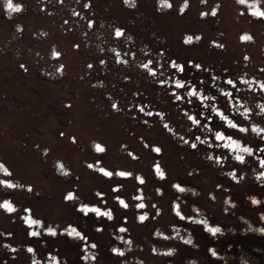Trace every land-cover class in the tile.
<instances>
[{
	"label": "rangeland",
	"instance_id": "rangeland-1",
	"mask_svg": "<svg viewBox=\"0 0 264 264\" xmlns=\"http://www.w3.org/2000/svg\"><path fill=\"white\" fill-rule=\"evenodd\" d=\"M5 2L0 0V163L9 173L0 171V179L16 187L0 185V201L14 205L11 213L0 207V264H49V252L61 264H264V133L252 130L264 129V17L248 11L264 10V0H13L19 10ZM116 28L123 30L120 37ZM149 61L155 75L143 67ZM172 61L185 71L178 74ZM176 78L203 89L210 103L247 129L228 128L216 116L213 144L214 131L222 130L255 151L240 162L226 149L196 141L210 136L208 121L196 126L188 119L203 102L177 101L169 83ZM229 78L231 85L224 83ZM179 91L186 94L187 87ZM233 170L235 179L227 175ZM68 191L74 200L64 199ZM173 202L194 221L180 219ZM79 203L111 209L113 218L85 215ZM143 213L146 219L138 220ZM24 215L42 221L31 226L39 236L28 235ZM205 220L221 231H208ZM69 223L89 237L95 259L82 260L85 242L60 233ZM47 226L57 235L43 233Z\"/></svg>",
	"mask_w": 264,
	"mask_h": 264
},
{
	"label": "snow or ice",
	"instance_id": "snow-or-ice-1",
	"mask_svg": "<svg viewBox=\"0 0 264 264\" xmlns=\"http://www.w3.org/2000/svg\"><path fill=\"white\" fill-rule=\"evenodd\" d=\"M125 2H127V0H125ZM161 3H167V0H160ZM240 3H246V0H240ZM4 7L7 9H16L19 10L22 8V5L19 3L14 4L13 0H6ZM87 7V5H86ZM181 11H183V8L181 9ZM248 11L251 13H254L257 16H261L264 17V10H261L259 7H250L248 8ZM213 14H215V9H213ZM201 15H205V13H201ZM89 23L91 24L92 22L89 21ZM122 29L121 28H116L115 30V36L116 37H120L122 35ZM129 39H131V37H129ZM192 38L189 37H185L186 41H190ZM213 43H215V41H213ZM100 51L102 53H105V55H107L108 53L105 52L104 49H100ZM110 52L115 53V59L117 62L120 61V53H119V49L113 48L110 49ZM99 63L101 65H103L105 63V60L101 59L99 61ZM188 63L191 65L192 61H188ZM151 64V61H149L148 64L143 65V67L147 68L148 71L150 73H152L153 75L156 74L155 69L149 67V65ZM92 65L90 64L89 67H91ZM170 67L174 70H176V72L178 74L183 73L185 71L184 65L183 64H178L175 61H172L170 64ZM195 67L197 69H199L201 67V65L196 64ZM216 79H220V78H216ZM160 84H165L164 80H160L159 81ZM171 85H174V87H172L171 91L173 93V95L175 96V99L177 101H181V100H185L187 104L191 105L193 103H195L196 101H200L203 102L200 105L201 110L198 111V113H192L188 115V119L193 123V125L196 126H203L204 121H208L209 122V126L205 128V131L208 132L210 134V136H204V137H200L197 136L196 137V141H202L204 144L209 145L210 147H215V148H223L228 150L229 152H231L233 154V157L235 160L243 162L245 160V154H252L255 149L248 145V144H244L242 143L241 140L236 139L234 136L226 134L224 131L222 130H216L214 131V139L216 141L215 144H213V139L210 138L211 135L213 134V128L210 126L211 122L213 121V118L216 116H219L222 120L226 121V126L228 128H235L238 129L240 131H247L246 128H244L242 125H239L237 123H235L228 115H225V113L220 109V107L218 106V104L216 103H210L212 97L205 95L204 90L203 89H197L195 85H191V82H186L183 79L180 78H176L173 81L169 82ZM201 83H203V81H201ZM225 84L231 85L234 82L229 78L226 79L224 81ZM215 86V85H214ZM187 87V92L186 94H182L179 90L180 89H184ZM218 92L220 94L225 95L226 97L228 95H230L229 92H227L225 90L224 87H219L218 88ZM192 98H196V101H194ZM113 107H116L115 104H113ZM211 110V111H209ZM185 112H188L189 109L185 108L184 109ZM162 115V114H161ZM199 117V118H198ZM252 130L254 132H260V133H264V129H258L256 125H252ZM186 143H191V147L192 148H196L197 144L196 142H186ZM97 149L101 148V145L96 144L95 146ZM157 152L160 151V149L157 147L155 149ZM260 150L264 151V144H262L260 146ZM216 159V161L218 163H223V159L220 156H215L214 157ZM59 164V162H58ZM259 164L261 166H264V159H260L259 160ZM59 167L62 169V171L66 174L68 173V169L66 167H64L62 164L59 165ZM154 167L157 169V174L159 177L163 178L165 176V173L163 171H159V165H154ZM0 171H2L3 173H9V169L7 167L4 166V164L0 163ZM99 171L101 173H105L107 175H111L110 172H108L105 168H100ZM118 174L120 176H128L130 175V173L128 172H124V171H119ZM228 176L232 177L233 179L236 178L235 176V170L227 173ZM259 177H264V172H260L259 173ZM258 177V178H259ZM137 180L140 182H143V178L140 177L139 175L137 176ZM0 185H4L7 187H16V185L13 184V181L10 179H0ZM173 188L179 190V191H184V189L182 188V186L179 183H175L172 185ZM31 186H29L30 188ZM116 185L113 186V190L115 191L116 189ZM217 187L219 188L220 185H217ZM157 191H160V189H157ZM97 195L99 196H103V193H97ZM65 200H74L75 199V193L72 191H68L64 197ZM116 201L119 202V204L122 207H127V203L125 201L124 198L120 197V196H116L114 198ZM136 199L138 200H142L141 196L136 197ZM253 203H256V198L253 197L252 198ZM144 205L142 203H137L136 207L137 208H142ZM0 207H2L3 209H5L7 212L11 213L14 211V205L12 204V202L8 199H4L3 201H0ZM76 207L78 210H80L82 213H84L85 215H89V214H94L97 217L103 216L105 218H107L108 220H112L113 218V212L111 209H104L96 204H89V203H79L76 204ZM172 210L174 212H176V214L180 217V219L182 220H187V221H194V217L191 215L185 216L183 215V213L180 211L178 204H176V202H173V206H172ZM25 212H28L29 209H25ZM157 211H159L157 209ZM147 213H143V214H139L137 216V219L140 221H144L147 217ZM262 218H264V216H262ZM125 220L127 219V217L124 218ZM22 220L24 221V223L29 227V231H28V235L29 236H39L40 233L34 231L31 226L33 225H41L42 221L40 219H34L31 215H24L22 216ZM201 223H203V226L210 231L211 233H218L221 231V229L219 227H214L212 226L207 220L202 221ZM102 228L101 225H97L96 230L100 231ZM60 233H65L67 234L68 237L73 238L74 240H80L83 241L85 243H82L80 245V247L83 249V251L86 253V255L82 256L81 259L82 260H88L89 258L95 259V257L92 256L91 252L88 251L89 245H88V241H89V237L87 235H85L82 231L78 230V228L73 224V223H69L67 224L66 227L59 229ZM119 231L123 232L126 231V229L124 228L123 225H120L119 227ZM259 231L264 232V228L259 229ZM43 233L51 235V236H55L57 235V229L52 227V226H47L43 228ZM159 236H164V233H156ZM7 235H11V233H7ZM173 236H177L178 239H185L184 237H179L177 232H173L172 233ZM117 240H121L123 239V237L117 236L116 237ZM186 243L187 244H192L193 241L191 238H187L186 239ZM10 247V246H9ZM91 247L95 248V242L91 243ZM28 251L29 252H33L34 249L31 245L28 246ZM111 251L113 253H118V254H122L123 253V249L119 248V247H113L111 249ZM153 251H155V249H153ZM167 253H172L174 251V249L172 248H168ZM209 251L211 252V254L213 256H216L218 253L212 249H209ZM48 257H49V264H61V261L59 259L58 256L53 255L51 252L48 253ZM33 264H35V262H33Z\"/></svg>",
	"mask_w": 264,
	"mask_h": 264
}]
</instances>
